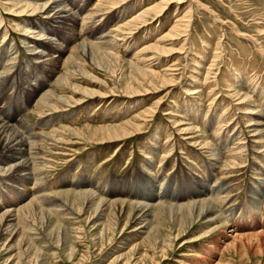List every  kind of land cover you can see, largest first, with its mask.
Segmentation results:
<instances>
[{
    "label": "rangeland",
    "instance_id": "1",
    "mask_svg": "<svg viewBox=\"0 0 264 264\" xmlns=\"http://www.w3.org/2000/svg\"><path fill=\"white\" fill-rule=\"evenodd\" d=\"M17 1L49 2L0 0V115L32 177L0 153V264H264V0L139 21L161 0H63L69 19L44 25Z\"/></svg>",
    "mask_w": 264,
    "mask_h": 264
},
{
    "label": "bare ground",
    "instance_id": "2",
    "mask_svg": "<svg viewBox=\"0 0 264 264\" xmlns=\"http://www.w3.org/2000/svg\"><path fill=\"white\" fill-rule=\"evenodd\" d=\"M49 2L44 4V2L42 3V5H36V4H32V3H29V2H22V1H17L15 2L14 4H18L20 8H23V9H28L29 7L30 8H34V10H37L39 11L41 14H44V15H48L46 18L47 19H44L42 24L44 25V22H48V21H51V22H57V23H63L65 20H68L69 19V11L68 9L66 10V6L65 8L62 6V7H59L61 6V3L63 2V0L61 1H58V0H48ZM101 2L104 3H107V5H109V8H112L114 4H118L119 1L118 0H100ZM122 1V0H120ZM170 1L172 0H161L158 4H153L152 6L144 9L141 14L142 15H139L138 16V20L139 21L140 19H143L144 16H148L150 13H153V17H157V16H161V14H164V11L167 7V5L170 3ZM174 1V0H173ZM47 2V1H46ZM179 2V1H178ZM156 3V2H155ZM178 9V8H177ZM68 11V13L65 12ZM52 12V14L50 15L49 13ZM71 16L72 13H71ZM74 17V16H73ZM154 17V18H155ZM187 17V16H186ZM137 18V17H136ZM146 18V17H145ZM62 19V20H61ZM134 19V18H133ZM153 19V18H152ZM190 19V17L188 18ZM136 20V19H135ZM144 20V19H143ZM141 20V21H143ZM184 20V19H183ZM182 20V21H183ZM132 21V20H131ZM179 21V20H178ZM184 21H188L187 19L184 20ZM136 22V21H135ZM134 23V22H133ZM65 25V24H63ZM93 25V24H92ZM42 26V25H41ZM129 26V25H128ZM186 26V24H179V25H175L173 27H176L175 28V31L173 33L171 32H168L167 34H165L163 37L160 38V40H163L164 38H168V40H171L174 36L178 35L180 32L177 31V30H180V29H184ZM62 27V26H61ZM178 27V28H177ZM132 29V28H131ZM184 31V30H183ZM39 32V31H38ZM41 35V34H40ZM40 35L38 37H40ZM37 37V36H36ZM35 36H29L30 41L31 42H38L39 44L43 41V39H45V41L43 42H46L49 38H36ZM41 37H43L41 35ZM97 39H102L101 37L100 38H97ZM159 40V39H158ZM159 40V41H160ZM51 41V40H50ZM156 42L154 43L153 46H149L147 47L146 49L148 51H153L152 52V55H158L159 53L161 52H164L166 50H168L167 48H165V46H163L164 44L163 43H160V42ZM53 42V41H52ZM162 42V41H161ZM35 48V47H34ZM33 51V54L36 55L37 57V61L38 63H46L47 59H43L41 58V56L43 57L45 55V53L43 54V52H40L41 50L40 49H31ZM144 51V50H143ZM150 58V57H149ZM49 59V58H48ZM151 59H154V58H151ZM41 64V65H42ZM147 71H150L151 74L154 73L152 70H147ZM12 73V75H7V77L9 78L8 80H12L13 79V76H14V71L13 72H10ZM6 74V73H5ZM4 73H1L0 74V79H2L1 83L4 82V77L6 76ZM16 76V75H15ZM7 80V81H8ZM11 83V82H10ZM33 89V88H32ZM31 89V90H32ZM37 89V87L35 88ZM34 89V90H35ZM5 92V91H4ZM31 92V91H30ZM33 93V92H31ZM45 93V92H44ZM46 94V93H45ZM253 109V108H252ZM4 112V111H3ZM254 112V111H253ZM1 113V112H0ZM2 114V113H1ZM250 114V112H249ZM4 115V114H3ZM25 115V114H23ZM11 116V115H10ZM9 114H5L4 117H1L0 115V153L4 154L5 155V159H6V162L4 163V165H8L9 162V165L6 166L5 168H1V170H12L9 174H13L15 177H13L14 179L17 177H20V176H28L30 178L31 177V171H30V167H29V164H28V160L29 158H26V159H23L21 158L22 156V150L20 151V149H18V142L20 141H15L16 139V134H14L13 132L11 133V131H8L11 126L13 127V125H11L9 122L11 120H14L13 117H10ZM21 117V116H20ZM23 117V116H22ZM16 120L18 121V119L16 118ZM15 120V121H16ZM9 125H8V124ZM16 123V122H15ZM14 124V123H13ZM19 125V123H18ZM21 126L23 124H20ZM14 126H16L14 124ZM136 127V125H135ZM17 128V127H16ZM13 129V128H12ZM124 129V128H123ZM11 130V129H10ZM20 130V129H19ZM122 130V129H121ZM17 131V130H16ZM20 132V131H19ZM23 132V131H22ZM124 132V130H123ZM7 133V134H6ZM17 133V132H16ZM122 132H119L117 133L116 135V138H120L119 136L125 134V132L123 134H120ZM129 134V133H128ZM20 136V135H19ZM25 140V139H24ZM23 141V140H21ZM20 141V142H21ZM29 143V142H28ZM24 147V146H23ZM27 147V146H26ZM23 149V148H22ZM26 149H24L23 151H25ZM33 150V149H32ZM29 151V150H28ZM24 153V152H23ZM27 154V152H26ZM28 157V156H27ZM4 158V157H3ZM33 160V159H32ZM3 174V173H2ZM4 176V175H3ZM9 177V176H8ZM10 178V177H9ZM26 178V177H25ZM208 185V184H207ZM258 187L260 188V185H258ZM205 190H208L207 187L205 188L204 186L202 187V189L198 190V193H201V192H204ZM151 191V190H150ZM149 190L144 192V194H148L150 192ZM163 191H166L165 189L163 190H160L158 191L157 193H151L148 195V197H146V199H151V197H153V194H154V197H161L165 195V192ZM216 195V194H215ZM92 196V195H91ZM116 201H114L113 203H115ZM118 202V201H117ZM124 202V201H123ZM138 202V201H137ZM122 203V202H121ZM195 203V202H194ZM193 203V204H194ZM213 203V202H212ZM210 201L208 202H201L200 204L202 205V209L200 210V213L201 212H204V214H208L210 213L212 210H213V207H212V204ZM119 204V203H118ZM124 204V203H122ZM121 204V205H122ZM131 204V203H130ZM134 207V210L135 212H137V215L138 216V220L139 222H144V224L141 225V227L145 226L146 227V224H147V217L149 216V214H151V207L152 206H155L154 204H152V202L150 200H147V201H142L140 203H134L132 205ZM159 206H162V204H159ZM175 206V205H174ZM179 207V205H176ZM181 206V205H180ZM193 206V205H192ZM198 206V205H197ZM185 207V206H184ZM190 207V206H189ZM200 207V205H199ZM14 209V208H13ZM13 209L9 210V209H6V212L4 213V220L6 221H11L12 220V217H13V213H11V211H13ZM14 218V217H13ZM4 220L2 222V224L4 223ZM13 222V221H12ZM11 223V222H10ZM1 224V223H0ZM7 224V223H5ZM13 225V224H12ZM17 225V224H16ZM2 226V225H1ZM5 226V225H4ZM138 226V225H137ZM139 227V226H138ZM4 229V228H2ZM145 229V228H144ZM3 231V230H2ZM7 231V230H6ZM9 231V230H8ZM7 231V232H8ZM232 232V231H231ZM15 233V232H14ZM233 233V232H232ZM4 234V233H3ZM230 236V235H229ZM237 235H231V237L233 238L232 241H230L229 243L231 244L233 241H235L234 238H238L236 237ZM6 237V236H5ZM227 238V237H226ZM231 238V239H232Z\"/></svg>",
    "mask_w": 264,
    "mask_h": 264
}]
</instances>
